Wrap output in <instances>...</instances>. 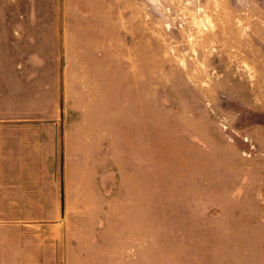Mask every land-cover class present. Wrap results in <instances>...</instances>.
I'll use <instances>...</instances> for the list:
<instances>
[{
	"label": "rangeland",
	"instance_id": "1",
	"mask_svg": "<svg viewBox=\"0 0 264 264\" xmlns=\"http://www.w3.org/2000/svg\"><path fill=\"white\" fill-rule=\"evenodd\" d=\"M0 264H264V0H0Z\"/></svg>",
	"mask_w": 264,
	"mask_h": 264
}]
</instances>
